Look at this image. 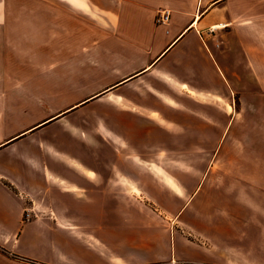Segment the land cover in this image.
<instances>
[{
  "label": "crops",
  "instance_id": "crops-1",
  "mask_svg": "<svg viewBox=\"0 0 264 264\" xmlns=\"http://www.w3.org/2000/svg\"><path fill=\"white\" fill-rule=\"evenodd\" d=\"M89 1L104 18L95 37L72 26L78 6L53 5L48 50L12 35L3 16L0 250L34 264H264V117L250 120L243 104L238 117L233 102L264 92V48L259 36L228 34L231 4L256 24L264 0ZM161 9L166 25L154 22ZM203 30H224L226 47ZM90 41L95 51L74 63L73 46ZM94 102L97 117L84 118ZM28 107L43 113L26 124ZM72 107L82 121L64 148L51 129L67 113L25 140ZM94 123L100 134L77 133Z\"/></svg>",
  "mask_w": 264,
  "mask_h": 264
},
{
  "label": "rangeland",
  "instance_id": "rangeland-1",
  "mask_svg": "<svg viewBox=\"0 0 264 264\" xmlns=\"http://www.w3.org/2000/svg\"><path fill=\"white\" fill-rule=\"evenodd\" d=\"M71 4H75V6H78V7H73V9H72L71 7H69V5L71 6ZM53 5L68 6L69 9L76 11L75 13H73L75 16H78V18L76 20H81L82 22H78V23L73 22L72 26L75 27L77 25V26L85 27L86 30L89 31L88 34H89L90 39L95 37V30H97L96 28L98 26H100V23L98 22V20H100V22H104L103 14L100 13V16H99V13H98L97 8H96V4H93V2H91L89 0H70V1L69 0H0V37H2L4 35L2 33L3 32V30H2L3 29V26H2L3 16H4V18L10 16V21L11 22L14 21V25L12 27H14L16 29V30L15 29L13 30L14 33L12 35H15V36L19 35V36H22L25 38L36 36L37 37L36 47L38 48L39 46H41L43 48V50H48L49 43H50L49 42V33L52 30L50 31V29H48L45 26H48V23L51 24V22H48V17H50V15H52L50 11L52 10ZM243 6H244V4L240 3V2H235L229 6L228 9H230V10H229L228 14H229V16H231L233 14L236 21H234V27L231 28V29H233V31L229 30L228 34L230 37L232 36L233 38L234 37H240L242 35H245V36L249 35V36H254V37L259 36L260 40L262 41L261 47L264 48V45H263L264 32L259 33L260 35H257V32L258 31L260 32L262 30H258L256 27L257 23L264 21V13H261L262 18L259 19V21L255 24V23L251 22L250 20H248L247 18L244 19L242 16H240L241 13H239V11L242 8H244ZM29 10L34 11V14H33L34 16L28 15ZM161 10H163V9H161ZM9 11L11 12V14L15 13L14 18H13V15L9 14ZM158 11H157V13H158ZM23 12L26 14H23ZM157 13L155 14V18H156ZM248 15L251 16V14H248ZM155 18H154V22H155ZM169 20H170V15H169ZM169 20H168V22H169ZM71 21H73V20H71ZM166 24H168V23H166ZM166 24H161V25H166ZM19 27L25 28L24 29L25 33L28 36L26 34H22L21 32H18ZM203 31H204L203 37L208 39V40H212L215 44V48H217L218 50H223L226 47L227 40L224 38V33H225L224 30L221 32L219 30H216V31H213L212 33H210L208 30H203ZM211 35H215L216 38H213ZM89 38H88V40H90ZM41 43H44V44H41ZM87 43L73 46V52H74V61L73 62L74 63L79 64L82 62L78 59L79 57L77 55L75 56V54L80 53V52H94L95 51L96 46H95L94 41H92V42L90 41L91 44L90 43L87 44ZM54 46H57V45L54 44L51 47L53 48ZM76 59H78V60H76ZM88 63H89V61H88ZM238 63H239V67L242 69V73H243L244 78L247 80L246 81L247 84L249 86L256 85V82L254 81V77L252 76V72H250L245 67V65H246L245 62L239 61ZM252 63L256 64L255 62H252ZM37 82L40 84H52V82H50L49 80H47L46 77H43V76H39L37 79ZM233 102H234V113H235V111H236V113L238 112V115H237L238 117L239 116L241 117V115H242V114H240L242 104L244 105V107H243L244 110L242 112L245 113V115L254 118V119H250V120H255L256 117L257 118L258 117H260V118L264 117V92H262V93L250 92V93L244 94L243 97H241V94L236 93L233 96ZM83 103H81V104H83ZM58 104H60L59 100L52 102V109H54ZM256 106H259V110L253 109V107H256ZM75 107L69 108V109L65 110L64 112H61L60 114H58V115L42 122L41 124L29 129L28 132L34 131V133L32 135L26 136L25 140L26 141H34L36 139L35 138L36 135L39 133V130H38L39 127H41L45 123L52 121L53 119H55L56 117H58L60 115H63V116L66 115L67 112L71 111ZM85 107H87V106L81 107L79 110H77V112H80ZM26 110L27 111H26L25 117L23 118V120L26 122V124L30 120H34L36 117H38L39 115H41L43 113V109H41L39 107H36L33 110H32V108L28 107ZM99 111H100L99 108H97V102H94L88 106V108L86 109V113H83L82 116L84 118H89V119L94 118L95 119L97 117ZM75 114H76V111H74L72 113H67V115L65 117H63L62 119H60L59 121H57V123H52V129H51L52 135L53 134L58 135L59 140L62 141V143H63V144H61L60 142H55L58 145V147L64 148V146L66 144V134H64V132L67 130V128L70 127L71 125H78L79 126L80 122L78 120L82 121V119L73 118L72 116L73 115L75 116ZM253 122H254L253 125H255L257 123V121H253ZM85 127L86 128H84L82 131L78 130L79 132H77V133L81 132L84 136H86V135L91 136L90 133H93L94 135L100 134L98 131L99 127H101L100 124H97V123L88 124ZM250 127H251V125H250ZM23 134H25V133H23ZM23 134H21L20 136H22ZM91 137H90V139L88 138L89 144H92V141H93ZM68 142H70V140H68ZM84 142L86 143V140ZM221 159H219V163L221 165H223L224 159H223V157H221ZM263 207H264V204H260V208H263ZM63 212H65V210H63ZM29 219H30L29 211L26 210L24 213V220H29ZM32 219H33V217H32ZM16 254L17 253H14V252H8L7 250H5L3 248H1V250H0V257H3L4 259H6V261H8L9 264H14L15 262H19V264H31V263L34 264L33 262H29L25 259H22L21 256H19L18 254L16 255Z\"/></svg>",
  "mask_w": 264,
  "mask_h": 264
},
{
  "label": "built area",
  "instance_id": "built-area-1",
  "mask_svg": "<svg viewBox=\"0 0 264 264\" xmlns=\"http://www.w3.org/2000/svg\"><path fill=\"white\" fill-rule=\"evenodd\" d=\"M169 15H170V12L168 10H166V9L159 10L157 15H156V18H155L156 24L168 23Z\"/></svg>",
  "mask_w": 264,
  "mask_h": 264
}]
</instances>
